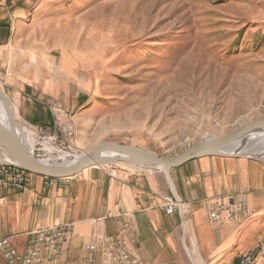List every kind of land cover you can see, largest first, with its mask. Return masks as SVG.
I'll use <instances>...</instances> for the list:
<instances>
[{"label": "rangeland", "instance_id": "374dc122", "mask_svg": "<svg viewBox=\"0 0 264 264\" xmlns=\"http://www.w3.org/2000/svg\"><path fill=\"white\" fill-rule=\"evenodd\" d=\"M0 88L44 161L173 157L264 118V0H0Z\"/></svg>", "mask_w": 264, "mask_h": 264}, {"label": "crops", "instance_id": "0c3cea01", "mask_svg": "<svg viewBox=\"0 0 264 264\" xmlns=\"http://www.w3.org/2000/svg\"><path fill=\"white\" fill-rule=\"evenodd\" d=\"M23 122L53 128L51 119ZM114 166L117 179L109 176L107 165H100L85 169L65 188L2 189L0 237L13 236L23 248L30 232L73 223L69 254L60 264H81L95 233L113 235L123 221L131 223L133 244L151 264H231L264 238V164L258 160L192 159L170 168L172 184L134 164ZM165 192L189 203V212L168 215L161 207L160 193ZM216 196H240L248 212L234 223L213 224L207 201ZM256 264H264V257Z\"/></svg>", "mask_w": 264, "mask_h": 264}, {"label": "built area", "instance_id": "2783aa9c", "mask_svg": "<svg viewBox=\"0 0 264 264\" xmlns=\"http://www.w3.org/2000/svg\"><path fill=\"white\" fill-rule=\"evenodd\" d=\"M36 156L40 158V154ZM107 168L109 176L117 179L118 169L112 165ZM75 177L51 178L34 174L15 164L0 162V192L2 189L24 192L38 185L65 188L73 183ZM160 196L161 207L168 215L178 211L184 216L191 209L189 203L175 194L165 192ZM248 209L247 201L240 196H216L207 201L209 221L213 224L234 223L246 215ZM73 228V223L41 227L29 233L23 248L18 247L13 236L0 237V254L7 264H60L68 257ZM131 229V223L123 221L113 235L95 233V239L85 246L81 264H151L134 246ZM263 257L264 238L231 264H256Z\"/></svg>", "mask_w": 264, "mask_h": 264}, {"label": "water", "instance_id": "95a60500", "mask_svg": "<svg viewBox=\"0 0 264 264\" xmlns=\"http://www.w3.org/2000/svg\"><path fill=\"white\" fill-rule=\"evenodd\" d=\"M0 98L4 102L10 121L8 129L0 126V154L2 151L7 152L15 160L3 163L18 165L34 174L51 178L72 177L79 175L85 169L115 162L130 163L141 168L170 169L205 156L247 157L264 164V153L229 149L233 142L245 137L251 130H264V118L250 121L223 137L204 138L200 143L173 157L158 156L141 146L102 141L78 161L53 164L36 156L25 137L22 124L15 118L12 101L1 88Z\"/></svg>", "mask_w": 264, "mask_h": 264}, {"label": "bare ground", "instance_id": "6f19581e", "mask_svg": "<svg viewBox=\"0 0 264 264\" xmlns=\"http://www.w3.org/2000/svg\"><path fill=\"white\" fill-rule=\"evenodd\" d=\"M9 125H10V121L8 119L6 107L2 99L0 98V126L4 127L5 129H8ZM22 128L26 139L29 141V144L32 147V143L30 142L28 136L29 134L27 133L24 127ZM229 149L231 150L243 149L250 152L264 153V130H254V129L251 130L248 134H246L245 137L237 139L235 142H233V144L229 146ZM82 156H83L82 154H79L77 156L67 157L65 158V162L70 160H72L71 162L78 161L80 158H82ZM0 160L15 161L10 157V155L7 152L4 153L3 151L0 154ZM8 161H3V162H8ZM160 169L168 173V168H160ZM169 180L170 183L172 184L170 175H169Z\"/></svg>", "mask_w": 264, "mask_h": 264}]
</instances>
